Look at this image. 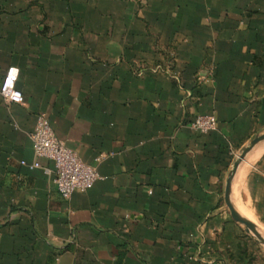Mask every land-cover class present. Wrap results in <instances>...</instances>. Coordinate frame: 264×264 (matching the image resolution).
<instances>
[{"label": "crops", "instance_id": "1", "mask_svg": "<svg viewBox=\"0 0 264 264\" xmlns=\"http://www.w3.org/2000/svg\"><path fill=\"white\" fill-rule=\"evenodd\" d=\"M11 67L0 264H264L225 199L264 134V0H0V87ZM41 114L101 177L70 200L53 162L21 164ZM230 199L264 234V141Z\"/></svg>", "mask_w": 264, "mask_h": 264}, {"label": "built area", "instance_id": "2", "mask_svg": "<svg viewBox=\"0 0 264 264\" xmlns=\"http://www.w3.org/2000/svg\"><path fill=\"white\" fill-rule=\"evenodd\" d=\"M154 73L162 71L161 67L152 69ZM18 71L11 67L3 78L0 95L11 104H21L23 94L17 89ZM191 129L201 135H208L216 130L217 122L213 116H197L190 125ZM33 151L37 161L33 164L22 162L30 170L40 167L39 161L49 160L55 165L54 184L58 193L65 200L75 193H85L92 189L101 179L97 167L84 163L79 154L58 139L46 115L37 117L35 130L31 134ZM101 159H96L99 162Z\"/></svg>", "mask_w": 264, "mask_h": 264}, {"label": "water", "instance_id": "3", "mask_svg": "<svg viewBox=\"0 0 264 264\" xmlns=\"http://www.w3.org/2000/svg\"><path fill=\"white\" fill-rule=\"evenodd\" d=\"M262 141H264V134L256 137L254 140H252L249 145L243 149L240 157L235 161L227 182H226V191H225V199H226V203L227 206L230 210V213L232 215V217L241 225H243L246 229V231L250 234H252L253 236H255L257 239H259L263 244H264V234L251 222L249 221L247 218L243 217L242 215H240L235 208L233 207L232 203H231V199H230V184H231V180L233 179L238 166L240 165V163L242 162V160L248 155V153H250V151L259 143H261Z\"/></svg>", "mask_w": 264, "mask_h": 264}, {"label": "bare ground", "instance_id": "4", "mask_svg": "<svg viewBox=\"0 0 264 264\" xmlns=\"http://www.w3.org/2000/svg\"><path fill=\"white\" fill-rule=\"evenodd\" d=\"M245 211V210H244Z\"/></svg>", "mask_w": 264, "mask_h": 264}]
</instances>
